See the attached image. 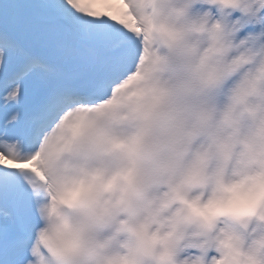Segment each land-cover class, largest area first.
Instances as JSON below:
<instances>
[{
  "label": "clouds",
  "instance_id": "9594fccd",
  "mask_svg": "<svg viewBox=\"0 0 264 264\" xmlns=\"http://www.w3.org/2000/svg\"><path fill=\"white\" fill-rule=\"evenodd\" d=\"M114 4L141 53L29 160L32 264H264V0Z\"/></svg>",
  "mask_w": 264,
  "mask_h": 264
},
{
  "label": "snow or ice",
  "instance_id": "6c2138e0",
  "mask_svg": "<svg viewBox=\"0 0 264 264\" xmlns=\"http://www.w3.org/2000/svg\"><path fill=\"white\" fill-rule=\"evenodd\" d=\"M140 53L114 0H0V264H32L43 195L29 160Z\"/></svg>",
  "mask_w": 264,
  "mask_h": 264
}]
</instances>
